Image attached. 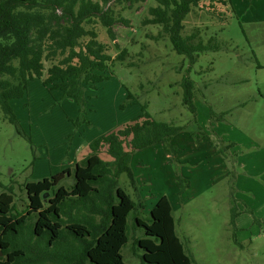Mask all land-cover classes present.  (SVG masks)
<instances>
[{
	"label": "trees",
	"instance_id": "obj_1",
	"mask_svg": "<svg viewBox=\"0 0 264 264\" xmlns=\"http://www.w3.org/2000/svg\"><path fill=\"white\" fill-rule=\"evenodd\" d=\"M140 1L144 0H0L2 118L13 124L18 133L21 132L11 101L24 96L29 81L40 75L43 69L42 42L48 35L45 56L62 58L49 68L42 84L49 89H58L63 97L76 101L81 117L75 121V126L90 127L91 123L83 117L86 87L95 89L97 84L109 79L107 68L115 62L130 70H135L138 65L132 60L125 62V48L113 56L106 53L104 46L96 40V32L86 30L83 23L97 18L117 48L115 27H128L129 20L116 12L114 5L125 8ZM207 1L211 10L203 12ZM154 2L139 23L141 26L155 25L156 33L147 37L155 42L165 40L170 51L180 58L173 67L174 72L185 64L177 82L179 91L174 94H179L181 107L191 117L180 125L176 120H158L149 112L148 102L126 88L125 98L118 107L124 110L135 103L139 106V113L129 122L92 140L87 145V154L73 168H65L49 178L25 181L23 187L27 201L22 213L13 212L11 188L0 192V264H33L40 250L32 248L26 242L29 240L32 245L36 242L44 244L49 254L46 263L49 264H128L121 250L130 240L129 215L133 216L132 231L135 226L142 229V235L134 242L141 264H192V257L176 234L173 207L166 195L152 205L147 218L137 215L144 205L137 194L131 160L138 150L156 143H161L168 155L182 152L172 139L185 130L186 124L197 123L195 100L204 93L195 94L197 82L191 76L192 67L200 55L228 49L230 43L213 33L211 24H224L223 20L232 15L233 9L230 0ZM199 11L208 16L204 19ZM191 15L200 19L199 23L193 22L188 28ZM83 36L90 39L82 45L79 39ZM138 86L141 91L143 84ZM230 112L231 109L210 110V117L225 121ZM196 132L202 138H209V145L226 166L228 160L224 152L231 144L220 146L223 141L218 136L212 132L209 136L198 126ZM175 173L178 195L181 196L190 187V181L177 169ZM122 175H125L124 179ZM71 176L73 181L69 187L58 185ZM120 180L129 183L136 199L123 188ZM229 210L230 223L234 225L240 213L234 200L230 201ZM24 235H28L26 241ZM19 236L23 240L18 239ZM52 248L51 256L49 250ZM40 254L45 256L43 251Z\"/></svg>",
	"mask_w": 264,
	"mask_h": 264
},
{
	"label": "rangeland",
	"instance_id": "obj_2",
	"mask_svg": "<svg viewBox=\"0 0 264 264\" xmlns=\"http://www.w3.org/2000/svg\"><path fill=\"white\" fill-rule=\"evenodd\" d=\"M230 1L233 13L225 17L224 24L212 25L206 20L211 24V31L230 44L227 50L200 55L192 67L191 76L197 82L195 94L200 96L199 92L204 93L195 100L196 125L186 124V130H183L189 132L191 137L196 134L199 136L196 132L198 126L207 134L212 132L218 136L223 141L220 146L231 144L224 152L228 160L226 166L209 145L211 157L219 156L224 172L199 192L192 189L197 192L196 195L181 199L176 184V169L182 176V166L188 171L195 167L192 170H198L195 174L206 169V174L211 170L209 161H214L218 171L215 159H202L192 146L186 145L184 149L182 147V157H187L194 165L189 162L181 164L180 157H175L180 153L171 155L173 158L167 160L156 156V164L152 167V186L148 187L143 182L145 178L147 181L151 179L144 170L146 175L140 178L143 189H140L136 180L137 194L144 205L137 215L147 218L153 200L166 195L174 208L176 234L192 257V264H264V0ZM154 4V0H144L123 9L121 5L115 6L131 26H116L117 48L107 37L105 29L98 34L97 41L105 47L106 52L116 55L125 48V62L132 60L138 66L130 70L115 62L112 67L108 66L107 71L112 73V78L104 80L99 88L86 87L83 117L91 123L90 127L75 126V121L81 117L76 101L63 97L58 89H49L42 84L47 67L62 58L45 56L49 39L48 35L44 37L43 75L29 81L24 96L11 101L21 132L18 133L15 126L0 114V192L11 188L15 214L22 213L25 208V181L49 178L65 168H73L70 161L78 162L81 153L88 151V147L82 144L83 136H78L79 129L95 128V132H100L103 125L120 127L133 118L131 111L118 107L125 98L126 88L133 94L141 95V100L148 102L149 112L158 120H176V124L180 125L191 117L188 111L185 115L179 94H174L179 91L177 82L180 81L185 64L178 72H174L173 67L180 58L170 51L165 40L155 42L146 37L150 31L155 33L156 28L139 25V19ZM204 4L206 7L203 12H209V1ZM214 5L219 7L216 2ZM198 14L203 13L199 11ZM207 16L202 15L204 19ZM199 19L196 15L190 17L188 28L193 22L199 23ZM86 40L87 37L80 39L82 44ZM138 52L141 55H137ZM139 83L143 84L141 91ZM104 99L111 101L112 110L108 111V102ZM102 106L106 108L101 111ZM229 109L231 112L225 121L210 117V110ZM103 111H106V115H102ZM200 158L203 161H199ZM198 162L201 163L199 167ZM124 177L122 175V179ZM72 181L73 176L66 177L58 185L69 187ZM120 184L136 199L129 183L120 180ZM233 200L240 212L234 225L230 223L229 210L230 201ZM132 217H128L130 240L121 253L128 264H141L134 242L136 237L142 235V229L135 226L132 231ZM27 237L24 235V241ZM26 242L45 254L42 256L39 251L33 264H49L46 263L49 254L43 243L36 242L37 246H33L36 243L32 245L31 240ZM53 250H49L51 256Z\"/></svg>",
	"mask_w": 264,
	"mask_h": 264
},
{
	"label": "crops",
	"instance_id": "obj_3",
	"mask_svg": "<svg viewBox=\"0 0 264 264\" xmlns=\"http://www.w3.org/2000/svg\"><path fill=\"white\" fill-rule=\"evenodd\" d=\"M111 5H112V3H111ZM115 6H117V5H114V9H115ZM122 6V9H123V5H121ZM115 11L116 12H118V13H120V10H116L115 9ZM120 15H121V13H120ZM122 16V15H121ZM124 17V16H123ZM142 18V17H141ZM140 18V19H141ZM140 19H139V22H140ZM139 25H140V23H139ZM118 26H122V25H118ZM141 26V25H140ZM149 27V26H151V27H154V28H156V31H157V27L155 26V25H146V26H142V27ZM83 27L86 29V30H92V31H94V32H96V34H97V37H98V34L100 33V32H103V29H105L101 24H100V22L98 21V19L97 18H92L91 20H89V21H85L84 23H83ZM123 27H126V26H123ZM128 27H131L130 26V22H129V26ZM115 29H116V27H115ZM156 31H155V33H156ZM106 32V31H105ZM148 34H154L152 31H150L149 33H147L146 34V37H147V35ZM83 37H87V40H89L90 39V37L89 36H83ZM83 37H81V38H83ZM96 37V40H98V38ZM108 37V36H107ZM80 38V39H81ZM148 38V37H147ZM80 39H79V41H80ZM86 40V41H87ZM86 41L83 43V44H85L86 43ZM116 41H117V38H116ZM106 42V41H105ZM113 42V41H112ZM80 43H81V41H80ZM107 43V42H106ZM82 44V43H81ZM82 44V45H83ZM107 45H108V47H109V43H107ZM113 45H114V42H113ZM104 50H105V47H104ZM105 52H106V50H105ZM106 53H108V52H106ZM108 54H110V53H108ZM110 55H112V54H110ZM113 56V55H112ZM57 62H58V60H57ZM57 62H55L54 64H51L49 67H47V72H46V74L44 75V77H46L47 76V74H48V71H49V68L51 67V66H53V65H56L57 64ZM73 63H76V60H74L73 61ZM107 70H108V68H107ZM41 74H42V72L40 73V75L39 76H41ZM109 74H110V78H112V73H110L109 72ZM43 75V74H42ZM39 76H36V77H39ZM104 82V81H103ZM102 84V82L101 83H99V84H97V88H99V86ZM122 98H123V96L122 95H120ZM125 97V96H124ZM92 100H93V97H92ZM91 100V101H92ZM104 101L107 103L108 102V111L109 110H112V103H111V101L110 100H106V99H104ZM97 108H98V105H97ZM105 106H102V109H101V111L102 110H105ZM97 111H100V109L99 110H97ZM124 111H131L132 113H133V117L134 116H136L138 113H139V106L137 105V104H135V103H131V104H129L125 109H124ZM110 113V112H109ZM102 115H106V111H103L102 112ZM186 115V114H185ZM107 122H104V124H106ZM113 124V123H112ZM124 124V123H123ZM113 125H103V127H102V131H100V132H95L94 131V129H92V130H90V129H88V128H86V127H83L82 129H79L78 130V136L79 137H82L83 136V139H84V142H82V144H85L84 145V147H86L92 140H94L95 138H97V137H99L101 134H103V133H106V132H108V131H110V130H112L113 128H116V127H112ZM119 127V126H118ZM186 130V129H185ZM187 130H194V129H187ZM94 131V132H93ZM85 136H87V138H85ZM172 143L174 144V145H176V146H178L179 148H181L182 149V147H183V149L185 148V146L187 145V146H192V149L194 150V151H196L197 153H199V156L201 155V157H202V159L203 158H209V159H215L216 160V162H217V166H218V171H217V168L214 166V161H209V168L211 169L208 173H206L205 174V170H203L202 172H200V173H198V174H195L196 172H194V171H192V170H194L195 169V167H193L192 168V170L191 171H188L187 170V168L186 167H184V166H182L183 167V170H181L182 171V174H183V176L185 177V178H187V179H189L190 180V187L189 188H187L182 194H181V199H183V197H185V196H189V195H196V193L197 192H199L198 190H201L202 189V187H207V186H209L210 185V183L211 182H214L215 180H217L218 179V174H221L222 175V173L224 172V167L220 164V158H218L217 156H215V157H211V152H212V150L211 149H209L210 147H209V140H208V138H202V137H199L197 134H196V136L195 137H191L190 135H189V132H187V131H182V132H180V133H178V134H176L174 137H173V139H172ZM79 144V143H78ZM186 146V147H187ZM76 148H77V146H76ZM79 148V147H78ZM85 149V148H84ZM88 152V151H87ZM87 152H82L81 153V158H83L84 157V155L85 154H87ZM184 154V152L183 153H180V155H176L175 157L177 158V157H180V159L182 160L181 161V164H183L184 162H189V160H188V158L187 157H182V155ZM156 156H161V158H162V160L163 159H165V160H167V159H171V158H173V156H171V155H168V154H166V152L164 151V147H163V145L161 144V143H156V144H154V145H151V146H149V147H146V148H144V149H141V150H138L134 155H133V157H132V160H131V167H132V170H133V173H134V175H135V178H136V180H137V182L139 183V186H140V189H143L142 188V186H141V184H140V178L146 173V172H148V175L151 177V176H153L154 174H153V172H152V167H153V165L154 164H156ZM201 158L199 159V161H203ZM75 161H70V166H74L75 165ZM190 163V162H189ZM190 164H193L194 165V162L193 163H190ZM198 164V167L201 165V163L200 162H198L197 163ZM143 170L145 171V173H143ZM146 175V174H145ZM215 178V179H214ZM152 180H153V178L151 177V179H148V181H147V179L145 178V179H143V182H145V184H146V186H148V187H151L152 185H151V183H152ZM211 181V182H210ZM192 189H197L196 191L197 192H195V190H192ZM176 191H177V189H176ZM156 198V197H155ZM175 198V197H174ZM159 199V197H157L156 199H154L153 200V204L157 201ZM169 199V198H168ZM170 202H171V200H170ZM152 204V205H153ZM171 204H172V202H171ZM152 205H151V207H152ZM151 207H150V209H151ZM172 207H173V205H172ZM173 211H174V208H173Z\"/></svg>",
	"mask_w": 264,
	"mask_h": 264
}]
</instances>
